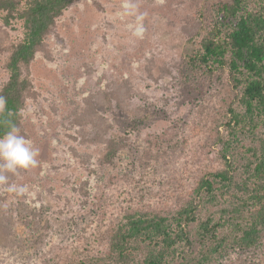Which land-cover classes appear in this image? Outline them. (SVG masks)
Here are the masks:
<instances>
[{
    "label": "rangeland",
    "instance_id": "rangeland-1",
    "mask_svg": "<svg viewBox=\"0 0 264 264\" xmlns=\"http://www.w3.org/2000/svg\"><path fill=\"white\" fill-rule=\"evenodd\" d=\"M218 1L81 0L58 20L44 47L24 67L32 92L19 134L39 150V164L18 174L6 172L8 182L0 185V264H44L49 248L73 243L76 233L97 225L113 191L110 179L139 177L137 157L149 140L169 152L170 146L188 137L191 147L198 148L192 122L202 91L215 79L187 80L183 60L194 46L182 28L190 18H200L201 12L208 16ZM137 26L143 28L139 36L134 34ZM21 34L19 22L5 26L0 14V47L7 38ZM6 57L0 48V86L9 76ZM126 80L132 97L128 105L152 113L136 127L137 120L116 107L119 102L110 92L113 83ZM87 103L96 111L87 112L89 120L98 122L99 116L115 137L128 138L127 147L111 163L101 162L105 145L98 133L91 132L97 128L86 124L84 128L82 120H74ZM216 151L217 147L211 150L210 164L214 165ZM168 154L170 174L165 183L183 196L194 184L193 171L184 170L186 164L192 169L204 164L194 160V154ZM9 184L25 186L27 191L9 192ZM228 198L219 194V203ZM220 206L207 204L201 213L205 216ZM196 225L191 224L194 233ZM244 253L248 263L264 264V247ZM237 256L230 249L218 264H231Z\"/></svg>",
    "mask_w": 264,
    "mask_h": 264
},
{
    "label": "trees",
    "instance_id": "trees-1",
    "mask_svg": "<svg viewBox=\"0 0 264 264\" xmlns=\"http://www.w3.org/2000/svg\"><path fill=\"white\" fill-rule=\"evenodd\" d=\"M80 1L0 0L5 26L17 21L22 28L19 38H7L0 47L7 53L9 75L0 86V96L7 101L0 113V136L11 124L20 132L24 128L22 118L32 92L24 67L44 47L58 20ZM199 17L182 28L194 46L184 56L186 78L215 82L202 91L192 122L198 148L186 137L169 151L194 154V160L204 164L192 169L184 163V170L193 171L194 184L183 196L166 184L171 156L149 140L137 157L140 176L112 177L113 191L100 222L76 233L73 243L49 248L44 264H218L230 249L238 253L231 264H255L246 261L243 250L264 247V0H219L208 16L201 12ZM112 85L116 107L137 120L135 127L152 117L150 111L128 105L132 97L127 80ZM90 103L74 120H82L84 128H97L91 132L105 145L101 162L111 163L127 147L128 138L115 137L99 116L98 122L89 120L88 111L96 114ZM216 147L213 165L208 159ZM219 194L229 198L219 203ZM207 204L221 206L203 216Z\"/></svg>",
    "mask_w": 264,
    "mask_h": 264
},
{
    "label": "clouds",
    "instance_id": "clouds-1",
    "mask_svg": "<svg viewBox=\"0 0 264 264\" xmlns=\"http://www.w3.org/2000/svg\"><path fill=\"white\" fill-rule=\"evenodd\" d=\"M130 9L131 5H126ZM129 14H132L129 11ZM142 17L138 16L137 21ZM143 32V28L137 26L135 35L139 36ZM7 101L5 97L0 96V113L6 109ZM20 129L11 124L10 129L0 136V185L7 184L8 176L5 173L18 174L20 170H28L37 167L39 161L37 159L38 149L33 146L31 141L25 136L19 134ZM7 190L16 194H23L27 191L25 186L9 184Z\"/></svg>",
    "mask_w": 264,
    "mask_h": 264
}]
</instances>
